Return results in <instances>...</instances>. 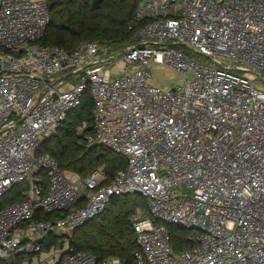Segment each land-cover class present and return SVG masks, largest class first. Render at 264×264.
<instances>
[{
  "label": "built area",
  "instance_id": "built-area-1",
  "mask_svg": "<svg viewBox=\"0 0 264 264\" xmlns=\"http://www.w3.org/2000/svg\"><path fill=\"white\" fill-rule=\"evenodd\" d=\"M135 20L137 42L120 52L93 41L69 50L41 43L45 0H0V198L27 185L0 209V261L98 264L67 239L43 241L138 193L150 215L132 217L137 264H264V0H139ZM154 64L181 83L152 84ZM88 90L92 121L77 134L127 159L111 178L37 154ZM171 225L190 230V246L173 248Z\"/></svg>",
  "mask_w": 264,
  "mask_h": 264
},
{
  "label": "trees",
  "instance_id": "trees-1",
  "mask_svg": "<svg viewBox=\"0 0 264 264\" xmlns=\"http://www.w3.org/2000/svg\"><path fill=\"white\" fill-rule=\"evenodd\" d=\"M50 14L49 24L41 43L75 49L85 41L96 42L109 50L120 52L137 42L134 36L139 28L135 20L139 0H45ZM133 26V29L129 27ZM93 98L86 92L83 103L72 111L39 148L37 154H50L63 170L86 177L101 169L111 178L127 166V159L108 147L87 146L77 134V127L83 120L92 121ZM92 132V131H91ZM44 189L47 178L43 174ZM26 184L15 185L0 198V209L19 202L27 196ZM140 207L150 215L147 199L138 193L114 196L107 208L89 219L72 236L64 238L50 233L43 241V249L53 245L61 246L64 240L76 251L88 252L103 264L112 257H119L125 264H137L135 253L139 251L137 234L132 217ZM56 213L38 211L36 218L52 219ZM170 239L175 250L190 246L187 237L190 230L171 225ZM31 257V256H30ZM25 257L14 262L0 261V264H23Z\"/></svg>",
  "mask_w": 264,
  "mask_h": 264
},
{
  "label": "rangeland",
  "instance_id": "rangeland-1",
  "mask_svg": "<svg viewBox=\"0 0 264 264\" xmlns=\"http://www.w3.org/2000/svg\"><path fill=\"white\" fill-rule=\"evenodd\" d=\"M108 68H112V64L108 65ZM151 71L153 78L150 80V82L154 85L175 87L181 83V80L183 78V74L181 72L175 70L170 66L154 64L151 66ZM101 169H103V167H101ZM136 210L144 215L146 214L147 211L140 207H138ZM46 257H48V253L45 252L41 255V260H44ZM53 263L54 260H51L48 264H53Z\"/></svg>",
  "mask_w": 264,
  "mask_h": 264
}]
</instances>
